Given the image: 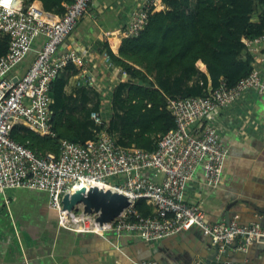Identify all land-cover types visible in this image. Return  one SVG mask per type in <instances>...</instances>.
Segmentation results:
<instances>
[{"label": "built area", "instance_id": "built-area-1", "mask_svg": "<svg viewBox=\"0 0 264 264\" xmlns=\"http://www.w3.org/2000/svg\"><path fill=\"white\" fill-rule=\"evenodd\" d=\"M91 2H66L63 15L53 20L35 1L24 5L23 0H0V31L10 38L8 52L0 57V192L18 187L46 191L60 226L75 232L102 236L108 232L117 236L132 233L153 241L196 226L213 244H220L221 251L231 244L235 245L232 251H247L250 245L260 243L264 238V226L260 223L210 222L204 207L189 202L185 192L201 166L209 185L218 187L222 183L228 148L210 119L248 90L264 94V54L256 57L253 71L234 86L222 80L209 94L169 98L168 108L175 117L176 127L163 134L153 150L119 144L97 110L90 115L100 128L93 130L95 138L87 142L61 139L58 155L51 152L39 155L12 137L16 124L41 135L55 136L51 124L52 84L69 64L81 67L85 64L81 51L70 49L60 55L58 51ZM164 7L163 0H141L132 10L129 24L117 34L123 40L139 35L150 14ZM38 37H44L42 48L26 72L15 80L14 71L31 52ZM262 41L264 35L248 41L250 50L254 53V45ZM105 58L111 61L107 52ZM147 171H152L154 176H149ZM79 182L85 183L87 189L103 186L123 193L131 203L104 225L94 212L64 208V195L74 193ZM140 198L152 206L150 214L136 208ZM137 264L158 263L142 260Z\"/></svg>", "mask_w": 264, "mask_h": 264}, {"label": "crops", "instance_id": "crops-1", "mask_svg": "<svg viewBox=\"0 0 264 264\" xmlns=\"http://www.w3.org/2000/svg\"><path fill=\"white\" fill-rule=\"evenodd\" d=\"M140 1L92 0L58 51V55L70 49L83 53L84 66L75 65L77 72L69 67L62 72L69 77L65 91L75 96L78 88L85 87L90 99L86 106L99 103L106 119L111 117L114 88L128 77L120 67L106 60L105 52L109 53L110 49L118 53L123 39L117 33L129 24L132 10ZM35 2L43 7L41 1ZM47 12L50 19L56 20L59 16ZM43 43L44 37L35 39L31 52L13 77L26 72ZM254 47L255 59L264 54V41ZM256 63L259 65L258 61ZM210 120L228 148L223 181L218 187L209 185L201 166L187 185L186 199L200 203L210 222L225 220L227 214L230 220L243 225L260 223L264 226V211L253 205L264 208V94L248 90L239 100L214 113ZM146 173L154 176L152 171ZM208 244L206 236L196 226L153 241H145L132 233L117 236L108 232L102 236L75 232L60 226L57 212L49 206L46 191L18 187L0 192V264L24 261L31 264H136L139 260L193 264L209 254ZM256 250L257 247H251L249 252L254 260H257Z\"/></svg>", "mask_w": 264, "mask_h": 264}, {"label": "trees", "instance_id": "trees-1", "mask_svg": "<svg viewBox=\"0 0 264 264\" xmlns=\"http://www.w3.org/2000/svg\"><path fill=\"white\" fill-rule=\"evenodd\" d=\"M28 5L35 0H23ZM46 11L63 15L71 0H39ZM165 8L150 14L139 35L122 41L118 53L109 49L112 63L126 72L111 97V117L104 126L123 146L153 150L158 139L176 127L168 99L178 95L200 96L226 80L236 85L254 69L248 41L264 35V0H163ZM9 35L0 31V57L9 50ZM77 72L74 64L67 68ZM66 75L52 84V129L41 135L16 124L12 137L39 155L59 154L61 139L87 142L95 138L85 87L69 95ZM148 215L152 206L136 202Z\"/></svg>", "mask_w": 264, "mask_h": 264}, {"label": "water", "instance_id": "water-1", "mask_svg": "<svg viewBox=\"0 0 264 264\" xmlns=\"http://www.w3.org/2000/svg\"><path fill=\"white\" fill-rule=\"evenodd\" d=\"M17 79L18 77L15 78V80ZM130 203L129 197L125 194L112 189H101L98 186L90 189L81 187L71 195L66 193L63 197V205L66 209H78L82 205L86 213L100 212L98 220L101 223L112 221ZM253 205L260 211H264V208L258 207L257 204ZM225 216V220L229 222V216L227 214ZM206 238L209 241V254L202 256L201 259H196L193 264H264V238L260 243L250 245L247 251L241 252L232 251L235 248L234 244L228 245L227 250L221 251L220 244H213L210 237ZM251 247H257V260H254L249 254Z\"/></svg>", "mask_w": 264, "mask_h": 264}, {"label": "bare ground", "instance_id": "bare-ground-1", "mask_svg": "<svg viewBox=\"0 0 264 264\" xmlns=\"http://www.w3.org/2000/svg\"><path fill=\"white\" fill-rule=\"evenodd\" d=\"M80 187H86V184L83 183V182H82V183L79 182V183L76 185V188L78 189V188H80ZM100 188L103 189L104 187H103V186H102V187L100 186ZM94 213L97 214V217L100 216V212H96V211H94ZM99 222H100V221H99ZM103 224H104V225H107L108 222H104Z\"/></svg>", "mask_w": 264, "mask_h": 264}, {"label": "rangeland", "instance_id": "rangeland-1", "mask_svg": "<svg viewBox=\"0 0 264 264\" xmlns=\"http://www.w3.org/2000/svg\"><path fill=\"white\" fill-rule=\"evenodd\" d=\"M110 181H114V179L113 178H110L109 179ZM82 209H83V206L81 205V206H79V210H78V212H81L82 211Z\"/></svg>", "mask_w": 264, "mask_h": 264}]
</instances>
